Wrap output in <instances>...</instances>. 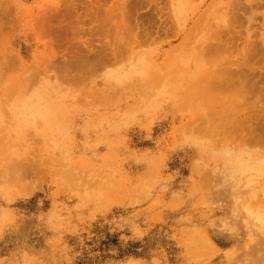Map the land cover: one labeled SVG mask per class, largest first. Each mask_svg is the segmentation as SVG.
I'll return each mask as SVG.
<instances>
[{
    "label": "rangeland",
    "instance_id": "rangeland-1",
    "mask_svg": "<svg viewBox=\"0 0 264 264\" xmlns=\"http://www.w3.org/2000/svg\"><path fill=\"white\" fill-rule=\"evenodd\" d=\"M12 1L0 0V99L13 102L6 105L10 114L11 105L25 99L34 103L40 93L49 90L54 93L47 96L51 100L63 95L61 110L67 117L60 129L39 125L30 132L21 130L28 133L23 144L13 136L20 130L14 118L0 117V217H5L0 218V264H203L198 262L203 259H208L204 264H223L241 260L249 235L240 222L241 214L236 213L237 218L232 214L227 166L209 156L205 164L197 162L200 148L243 144L238 134L224 136L236 121L214 120L220 128L208 127L214 128L212 134L195 123L185 133L192 111L173 106L172 97L180 95L176 90L160 91L164 95L152 107L149 91L141 88L142 95L135 91L137 76L134 81L130 78L131 85L114 78L115 73L129 72L144 62L161 76L174 68L168 76L174 85L176 65L191 63L200 52L198 47L192 49L205 22L223 27V8L214 7L220 9L216 18L209 16L196 25L198 14L212 8L210 0H197L196 7L178 22L171 16L172 0ZM257 2L261 5L255 7L254 18L241 28L244 24L250 27L254 49L261 53L264 0ZM53 3L55 7L50 6ZM238 10L245 13V9ZM193 26L194 33L190 32ZM178 29L182 33L176 36ZM186 31L190 34L184 42ZM244 32L243 38L235 36L229 41L224 37L221 42H230L234 49L241 47ZM177 45L182 51L169 52ZM176 52L180 55L177 60ZM81 56L89 58L90 67L81 62ZM262 64L264 61L258 63ZM247 66L241 64L245 71ZM22 70L29 78L26 83ZM14 77L19 80L13 81ZM253 93L261 94L264 102V90ZM140 95L148 96L145 103L149 104L130 118L126 107L135 104ZM215 105L219 113L223 108ZM247 109L244 115L250 111L252 115L242 124H253L257 132L264 104L254 106V111ZM121 117L126 118L125 123ZM242 132L247 136L246 129ZM257 133L256 143L263 150L264 132ZM242 148L252 151L257 147L247 143ZM109 152L116 157L102 161ZM79 164L89 169V181L75 182L68 177L69 171L80 177L79 167H75ZM145 179L147 187L141 185ZM106 190L112 195L105 197ZM199 196L201 201H197ZM175 199L176 205L171 204ZM227 220L239 223L237 234L222 227ZM253 225L252 234L259 229ZM200 227L219 249L211 251L205 243L199 246L196 261L185 259L186 235ZM235 244L234 256L224 255Z\"/></svg>",
    "mask_w": 264,
    "mask_h": 264
},
{
    "label": "bare ground",
    "instance_id": "bare-ground-1",
    "mask_svg": "<svg viewBox=\"0 0 264 264\" xmlns=\"http://www.w3.org/2000/svg\"><path fill=\"white\" fill-rule=\"evenodd\" d=\"M210 1L209 2L211 3L212 8L209 11L199 13L196 18L197 21L195 23L196 25H199V23L205 22L203 20L204 19L206 20V18H208L209 16L212 18V15L214 18L216 14H219L220 9L223 8V11L221 13V21L223 27L220 28L218 25L213 26L211 21L205 22L206 26H204V28L201 29L202 31L201 38L198 39L197 41L198 43L196 45L193 44L194 48L192 47L193 48L192 51H194V49L199 48L198 50H200V52L195 54L194 58H191V60L187 59L188 61L190 60L191 63H188L186 61L187 65H185L186 63L183 66L176 65L177 71H176V78L174 81V85L171 86L170 82L168 81V76L170 77V73L175 72V69L173 67H172L173 69H171L170 71L168 69V73L166 72L167 75L164 74L165 76H161L152 64L149 63L146 64L144 62H143L144 64L141 62L143 65L139 63L138 64L139 66L134 69L129 68L130 71L126 70L129 72L124 73L125 71L123 72L121 70V72L115 73L114 78L117 81V83L130 84L136 78L135 76H137L136 81L138 87L136 88L135 91L138 90L139 94L142 92L141 91L142 89H146L147 91H149L150 94L148 93L147 95H153V100L151 102L152 107H156V105H159L160 103L159 98L162 95H164V93H160V91H164L165 89L167 90L170 89V91L176 90V93L180 95L176 99L175 98L173 99V97L175 96L172 97L173 106L177 107L178 109H187L192 111L190 117L192 121L187 122L184 125L185 129L189 127V129L183 130L185 133L188 130L190 131V127H193L194 125L197 124L198 128H200L201 131L205 130L204 131L205 133L212 134L214 128L208 130V127L218 126V128H220L219 126L220 124L215 123L214 120L229 121L233 119L236 121V124L233 125L231 131H228L227 133L225 132V134L224 133L223 134L226 137L233 136L234 134H238L242 137L240 139H241V143L243 144L235 146L234 144L227 143L223 147L218 149L214 145H212L211 147L206 146L207 149L200 148L198 154L199 158L197 162L198 164L199 163L205 164L204 161L207 160L208 159L207 156H209L210 158L211 157L215 158L216 162H223L224 166H227L226 168L228 172L225 180L227 182L228 180H230L229 184H231L232 187V200H233V208H231L232 214L233 213L235 214V218H237L236 213L238 215L239 213L241 214V217L243 218L242 220H240V222L241 224H243L242 226L245 228V231H247L249 235V238L247 239L242 249L243 254H241L242 255L241 260H236L234 262H226L223 264H264V149L263 150L259 149L258 147L259 145H257L256 143L259 141L256 138V134L257 136L259 135L257 133L258 130L259 132L260 131L264 132V116L261 117L263 119V122L257 125V132L255 131L256 127L253 124L246 125V127L245 125L242 124L247 119L246 118L247 116L252 115V111L244 115L245 109L247 108L250 109L252 107L253 110L254 106L264 104V102H261L262 99L259 98L261 94L259 95L258 93H256L255 95V93H253V90L259 93L260 91L264 90V83L259 84L260 79L264 82V64H262L261 66L258 65V63L264 61V51L261 50L262 52L260 53L254 49L255 44H253L254 42L251 40L252 36L250 37V31H249L250 27L249 26L245 27L244 24L245 28L244 27L241 28L243 22L245 21L248 22L254 18L253 13L255 11V7L258 8L261 4L260 2H257V0H210ZM196 4H197V0H172L171 16H173V19H175L174 21L178 22L180 19H182L186 14H188V11H190L189 9L191 7H196ZM54 5L55 3L51 4L50 6L55 7ZM126 6L127 4L125 5V7ZM214 7L220 9H215ZM240 8H242L241 11L245 9L244 10L245 13L239 12L238 9ZM195 27L196 26H193L192 28L193 30L191 29L192 31L190 30V32L194 33ZM96 29L98 30L99 27H97ZM243 29L245 30L244 33L246 34V37L244 38L245 42L241 47L239 46L234 49V47L230 45V42L229 43L221 42L222 39H224V37L227 38L229 41H234L233 39L235 38V36L239 38L241 36L243 38L242 36ZM255 30H259V28ZM190 32L186 31L184 33V37L182 38L184 42L187 41L188 39L187 37L190 34ZM181 33H182L181 29L176 30V36L180 35ZM259 39L264 44V33L259 36ZM180 46L181 45L171 47L169 52L182 51ZM184 46L186 45L184 44ZM114 52H115L114 50H110V53L112 55H115ZM177 52L175 55L176 60L180 56V55L177 56ZM166 57H168V55H166ZM80 58L82 63L90 67L89 58H87V56L86 57L81 56ZM148 61L150 60L148 59ZM176 63L178 64L179 62L177 61ZM241 64L243 65L249 64V66L246 67L247 69L246 71L244 67H241ZM192 68H194V70H192ZM32 69H34V67H32ZM26 70L25 72L24 70L20 71L23 72L22 77H24L25 75L24 78L25 80L22 79L24 80L23 81L24 83H26L27 80L29 81ZM130 78H133V81H130ZM13 79H15V77ZM18 80L19 78L13 81L17 82ZM5 91H7L8 93L9 90H5ZM157 91H159V95L156 93ZM50 94L52 95L54 93L48 90L40 93L37 97V100L34 103H32V101H28L27 99H25L23 100L24 102L22 103L20 102L21 104L16 103V105L15 104L13 106L11 105L12 108H9V111L11 112L10 114H8V110H7L8 107L6 108V105L11 104L13 102H9L10 100H8L7 97L0 99V109L2 112L0 113V117L1 119L2 117L5 118L6 116L14 118L20 130H15L13 132L14 133L13 136L14 137L16 136L15 138H17L18 136V139L22 144L26 141V137L28 133L25 134L24 131L21 130L25 129V132L28 131L30 132L31 128H36L39 125L41 126L46 125L48 127H59L60 129V127L66 122L65 119L67 117V112H63L61 110V107H63L64 104L63 102H65V98L63 97V95H60L58 96L59 99L51 100L47 97ZM141 95L136 99L135 104L130 105V107H126L128 109L130 108V110L125 109L126 112L128 110V112L130 111L131 114L133 112L138 113L140 111V110L138 111L139 108L144 109L143 107L148 106L149 103H145V100H148L149 97L148 96L141 97ZM254 95L256 96L255 98ZM215 103L217 107L223 108L221 111H219V113L216 111V109L213 108ZM75 109H76V105H75ZM22 110H24V112H22ZM69 111H71V109ZM146 114H148V112ZM123 116L125 117V115ZM128 116L134 117L133 114ZM124 119L126 120V118ZM124 119L122 118L121 120L123 121ZM127 120L129 121V118ZM210 121L212 122V124L214 122V125L212 124L208 125L207 123ZM244 129H246L248 132L247 136L242 132V130ZM224 136L223 138H225ZM19 140H17V142H19ZM247 143L253 144L257 148L253 149L252 151H244L242 147H244ZM197 146H202V145L200 144ZM237 149H238L237 152L229 151V150H237ZM113 152L112 153L109 152L105 154V155H109V157L102 156L104 157L102 161L107 162L108 159L111 158L112 156L116 157ZM99 158H101V156ZM83 159L84 158H82V160ZM194 166L196 167L197 164ZM75 167H79L76 171L79 172L80 177H77L74 171H69L67 173L68 177H70L71 180L75 182L76 180L86 181V182L89 181L90 179L89 169L85 168L83 164H81V166L79 164V166H75ZM154 168L153 171L155 170ZM155 173L154 174L157 175V171ZM225 180L223 181L224 183L226 182ZM141 185L147 187V185L149 186V182L146 179L142 180ZM223 185L224 184L222 183L220 184L219 187L222 188L221 186ZM193 186L195 187V184ZM121 187L123 188V186ZM124 187L126 188L125 185ZM111 192L112 191L106 190L105 197L106 196L109 197L110 195H112ZM13 194L14 193H12L11 195ZM201 199L202 197L199 196V198H197V201H201ZM174 203H176V199L171 200V204ZM197 203L198 202H196L195 206H197ZM198 205L200 206L201 204ZM0 218L2 219L5 217L2 216ZM238 224L239 223L237 221L236 222L233 221L231 223L230 221L227 220V222L223 223L222 227H227L230 230V232L237 234ZM253 224L257 225V227L259 226L258 227L259 229L257 231H254V233L252 234L250 228L254 226ZM198 233H200L201 235H199ZM203 233L204 231L201 230V227L196 228V230L192 229V231H189L187 233L186 240L184 239L185 259L188 258V260L196 261V259L198 258V253L200 251L199 246H202L205 243H206L205 248L208 247L209 250L211 249V251L213 250L217 251L219 249L218 243L214 240L209 239ZM234 234H232V236ZM250 239L251 240L253 239V241H251ZM182 244L183 243H181V245ZM237 249H238L237 244H235V247L230 245L226 249L225 251L226 254L224 255H227V257L234 256L233 253ZM207 260L208 259H203L198 262H202L204 264V262ZM205 264H207V262Z\"/></svg>",
    "mask_w": 264,
    "mask_h": 264
}]
</instances>
